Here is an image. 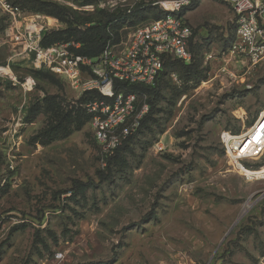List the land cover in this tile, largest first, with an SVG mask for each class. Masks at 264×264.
<instances>
[{
  "label": "rangeland",
  "instance_id": "rangeland-1",
  "mask_svg": "<svg viewBox=\"0 0 264 264\" xmlns=\"http://www.w3.org/2000/svg\"><path fill=\"white\" fill-rule=\"evenodd\" d=\"M6 1L17 27L38 18L52 34L68 28ZM36 1L92 21L130 10L142 24L175 0ZM180 15L192 61L164 70L156 96L138 95L148 116L108 164L83 111L97 97L17 56L0 11V264H264V145L236 169L222 144L264 114V60L229 50L235 16L224 0H192Z\"/></svg>",
  "mask_w": 264,
  "mask_h": 264
},
{
  "label": "built area",
  "instance_id": "built-area-1",
  "mask_svg": "<svg viewBox=\"0 0 264 264\" xmlns=\"http://www.w3.org/2000/svg\"><path fill=\"white\" fill-rule=\"evenodd\" d=\"M191 1H173L165 9V17L134 28L125 42L109 40L96 59L78 54L80 45L73 42L43 46L44 34L56 30V25L34 18L22 29L15 26L16 11L6 0H0V11L12 19L11 32L20 48L17 56L23 55L35 70L50 72L68 82L80 94L98 95L84 109L90 115L88 126L96 144L103 157L109 158L137 132L148 113V105L127 87L153 84L167 57L183 64L191 62L189 44L193 30L178 16ZM224 1L235 16L229 50L251 65L260 63L264 60V5L261 0ZM126 12L129 14L130 10ZM231 137H236L233 142L224 139L222 144L236 168L237 162L250 159L264 145L263 112L246 132Z\"/></svg>",
  "mask_w": 264,
  "mask_h": 264
},
{
  "label": "trees",
  "instance_id": "trees-1",
  "mask_svg": "<svg viewBox=\"0 0 264 264\" xmlns=\"http://www.w3.org/2000/svg\"><path fill=\"white\" fill-rule=\"evenodd\" d=\"M18 2L23 8L29 5L31 9H36L42 12L49 13L54 17H56L60 22L64 23L66 27H68L67 30L64 32H58L54 34L50 32L44 34L42 41L43 46H49L61 42L62 43L73 42L74 44L80 45V48L77 50V53L89 59H96L101 54V52L103 51L104 47L106 46L109 40H112L113 43H118L119 41L118 32L122 28H128V26L129 27L134 26V28H136L138 26L146 24V23L141 24L143 20H141L140 16H134L133 11H130L129 14H127L126 11L105 13L103 15L104 16L103 18L92 21L91 19L86 20L79 16H76L75 13L68 12L64 8L58 7L56 5H49L36 0H18ZM166 14L167 13H165L163 17H165ZM180 14L181 11L178 13L179 17H181ZM88 24L89 26H87ZM71 25H75L77 28L72 29L70 28ZM192 39H193V35L190 40L189 47L191 46ZM192 58H193V54H192ZM180 64L182 63L178 60H174L169 57L165 58L163 68L153 84L147 86L145 85L129 86L127 87V91L135 93L137 95L143 93L144 94L148 93L149 95H151L152 93L153 97L156 96L155 88L158 86V80L160 79V76L162 74L164 75L167 69L173 68L174 66ZM40 72L44 74L50 73L45 71H40ZM86 96L87 98L93 96L98 97V95L96 94L86 95ZM147 105H148V113H149L150 104L148 101H147ZM83 111L87 119V122L89 123L90 115L86 112L85 109H83ZM148 113L142 118L137 132L134 135L130 136L123 144L127 143L136 134H138L142 124L145 122L148 116ZM120 147L115 151V153L111 157L106 158L108 164H110L111 160L114 158L115 154L118 152ZM98 175H99V179L100 177L102 178L104 176L102 172H99Z\"/></svg>",
  "mask_w": 264,
  "mask_h": 264
},
{
  "label": "bare ground",
  "instance_id": "bare-ground-1",
  "mask_svg": "<svg viewBox=\"0 0 264 264\" xmlns=\"http://www.w3.org/2000/svg\"><path fill=\"white\" fill-rule=\"evenodd\" d=\"M230 138V137H229ZM250 207V204H246V206L244 207V209H243V213H245L247 210H248V208Z\"/></svg>",
  "mask_w": 264,
  "mask_h": 264
},
{
  "label": "water",
  "instance_id": "water-1",
  "mask_svg": "<svg viewBox=\"0 0 264 264\" xmlns=\"http://www.w3.org/2000/svg\"><path fill=\"white\" fill-rule=\"evenodd\" d=\"M239 219H240V218H239ZM239 219L233 224L232 228H233V227L235 226V224L239 221ZM232 228H231V229H232Z\"/></svg>",
  "mask_w": 264,
  "mask_h": 264
}]
</instances>
